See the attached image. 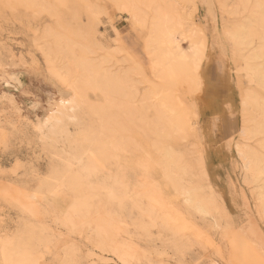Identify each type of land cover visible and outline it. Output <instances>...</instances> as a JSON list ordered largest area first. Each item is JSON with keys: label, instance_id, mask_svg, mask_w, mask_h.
<instances>
[{"label": "rangeland", "instance_id": "374dc122", "mask_svg": "<svg viewBox=\"0 0 264 264\" xmlns=\"http://www.w3.org/2000/svg\"><path fill=\"white\" fill-rule=\"evenodd\" d=\"M122 1L126 4L129 0L120 1L124 8ZM135 1H139V8L153 29L148 54L146 39L149 30L137 25L127 12L118 11L121 7L119 4L116 6L113 0H35L38 5L36 3L31 8L25 4L10 7L0 1V264H9L1 252L7 242L10 249L12 246L19 247L22 254L27 253L32 259L36 257L38 264H120L112 252L102 251L90 244L84 233H69L55 215V207L59 209L64 205L56 203L55 192L64 196L66 207L73 197L65 182L68 173L58 171V164L65 156L63 140L67 136L72 140L81 137L82 131L86 130L90 135L93 131L94 134L100 132L99 118L107 114L105 112L113 118L111 116L109 120L108 116H103L104 121L120 124V127L116 125V130L127 136L124 137L126 141L129 140L125 143L128 144L126 156L120 162L129 190H142L144 176L150 177L157 182L156 185H161L168 197L173 198L175 208L180 209L186 223L183 228L168 223L161 225L159 230H142L139 227L140 216L128 204L112 201L97 207L107 223L112 221L113 228L121 227L125 237L137 245L139 252L132 264H264V165L258 162H264V129L260 127L264 123V112L260 106L256 109V103L264 105V89L257 77L251 76L243 58L244 54L245 57L250 53V49L257 48L258 40L256 37L243 39L244 36L240 35V39L234 36L238 32V23L251 15L255 0H248L245 4L242 0ZM94 4L98 8L92 7ZM160 6L162 11L170 9L174 14L173 24L166 22L164 30L156 25ZM92 11L98 19L97 33L88 39L85 38L88 28H84L91 24ZM177 13L184 17L182 21ZM190 18L196 29L187 33V37H182L192 22ZM75 30L79 32L76 31V36L72 33ZM179 33L184 49H200L202 69L195 82H191L194 79L191 71L160 78L161 70L151 69V63H168L165 49L172 58H179L177 47L172 50L168 47L174 39L173 34ZM79 35L86 40L78 43ZM87 40L94 42L92 50ZM245 40H251V43L247 46ZM251 45L255 48H250ZM237 47H240V52ZM90 58L102 74L122 79L118 78L124 83L118 93L111 91L112 95L108 97L106 88L103 92L84 90L83 98L76 94L73 88L80 82L79 78L83 82L82 75L85 73L81 62L86 60V63ZM123 76H126V84ZM105 81L107 79L104 86L111 84ZM125 92L126 97L122 95ZM244 94L250 99L247 98L250 102L247 111ZM126 98H130L128 104ZM113 102L114 105L116 102L123 103L124 111L121 104L116 109ZM170 102L174 107L169 106ZM106 106L104 111L99 109ZM61 108L66 116L62 122L61 137L55 138L51 118H56ZM177 108L183 113L189 112L188 119L193 126L192 129L186 126L189 133L183 132V129L178 131L182 127L177 123L178 113L181 114ZM163 109L165 114L161 112ZM225 110L234 115L239 129L232 138L222 140L218 135L217 118ZM247 113L258 115L257 119L253 120ZM163 114L164 119L160 117ZM173 115L174 118H171ZM119 116L122 117L118 119ZM149 117L153 120L157 117L158 123ZM133 119L137 124L132 122ZM135 125L139 133L134 129ZM166 126L168 129L161 130ZM171 130L173 132L169 133ZM250 165L252 168L249 170ZM257 165L262 168L260 166L258 170ZM168 171L176 180L174 182L179 181L185 186L183 189L177 183L181 191L179 194L172 179L162 175ZM257 172L260 177L263 173V181L259 179V174H255ZM193 195L196 200H193ZM185 196L193 197L188 202ZM28 199H32V207L29 208ZM21 202H27V206L20 205Z\"/></svg>", "mask_w": 264, "mask_h": 264}, {"label": "bare ground", "instance_id": "6f19581e", "mask_svg": "<svg viewBox=\"0 0 264 264\" xmlns=\"http://www.w3.org/2000/svg\"><path fill=\"white\" fill-rule=\"evenodd\" d=\"M0 1H1L2 4H6V5L10 6V7L20 6L21 4H25V5H28L27 7L30 6V8H31V7L35 6L36 3L38 5V2H35V0H0ZM62 1L63 0H61V2ZM120 1L113 0V2L116 3V6H119L120 5L119 7H121V9H122V10L120 9L118 11L127 12L130 15V17L133 18V20L135 21V23L137 25H139L141 28H147L149 30V33H148V36H147V39H146V46H147V49H148L147 50L148 51L147 54H148L150 52V50H151L150 49L151 48L150 45L152 43V38H153V29L150 28V25L148 23L147 17L142 13V11L139 8L140 7L139 4H138L139 1H137L138 2L137 3L135 0H129L128 2L126 0L125 1V2H127L126 4L124 3V1H122L125 4L124 5V8H123V6H121ZM247 1L248 0H242V2L244 4ZM40 2L41 1H39V4H40ZM59 2H60V0H59ZM44 3L45 2L43 1L42 4L45 5ZM151 3L152 2H150V4ZM251 3L252 2L250 1V4ZM250 4H249L248 8L250 7ZM40 6H41V4H40ZM96 6L97 5L94 4V6H92V7H96ZM97 8H98V6H97ZM160 8H161V6L158 9H160ZM167 8H169V7H167ZM44 9H45V7H44ZM46 9H47V7H46ZM161 9H160V14H159V19L157 18L158 21H157V24L156 25H157V27L160 30H164L166 22H168L170 24L172 22V18L174 17L173 16L174 14H173V12L170 9H163V11ZM92 13L90 12L91 18L89 19V20H91V22H90L91 24L89 25V27L85 26V28H84V29H87L88 28L86 30L87 31L86 34H88V35H86L85 38L94 37L95 36L94 34L97 33L96 24H98V19L96 18V15L94 14L93 11H92ZM178 15L180 16L179 18L182 21V19L184 17L181 18V15L180 14H178ZM89 20H88V22H89ZM190 21H192L191 18H190ZM155 23H156V21H155ZM172 24H173V22H172ZM67 26H68V23H67ZM195 27H196L195 26V23L193 21L190 22L189 27L185 30V33L183 35H181V36L182 37H187L186 34L189 33V32H194V30L196 29ZM237 27H238V32L235 31V32H237L234 35L235 38H239V37H241L240 35H242V36H244L243 39L244 38H252V37L255 38L256 37L257 40H258V42L255 41L256 43H258L257 44L258 46H257L256 49H254V50L252 49V51L250 49V53L248 55H246L245 57H244L245 54L243 55V53H242V55H243V58L246 60L245 62H247V65H248L249 70H251V73H252L251 76H254V78L257 77L258 81L260 82L259 85L261 86V88L264 89V0H255L254 3L252 4V12H251V15L249 17H247L245 20H242L240 23H238V26ZM235 28H236V26H235ZM236 30H237V28H236ZM72 31H74V29ZM76 31L77 30H75V32H72V33L74 35L75 34L78 35L79 32L77 31L78 32V34H77ZM68 33L69 34H72L69 31H68ZM160 33H161V31H160ZM179 36H180V33L177 34V35L176 34H173V38L174 39L172 38L173 40L168 44L169 45L168 47H170L171 50L173 49V47H175V46L177 47V49L179 50V52H178L179 58H174V57L172 58L170 56V52L167 49H165L166 53H164V55L168 58V61H167L168 63L162 64L163 62L162 63L158 62V63H156V65L151 63V69L153 68L154 71L155 70H158V71L161 70V72H159L160 73L159 74V77L160 78H165L167 76H172L173 74L176 75L177 73H181L180 71H184V72H187V71L190 72L191 71L194 74V77H193L194 79H192L191 82H195L196 79H199V75H200V72H201V69H202V65H201V63H199V60H200V51L199 50L200 49L198 47L189 48V50L188 49L187 50L184 49L182 47V45H181V41L183 39L181 37H179ZM69 37L70 36H68V38ZM79 37L81 39V35H79ZM71 38H73V37H71ZM85 38L82 37L81 40L79 38L78 39L76 38V39H77L78 43H80L83 39L86 40ZM240 39H242V37ZM153 40H155V39H153ZM247 40H245L246 44L247 43L248 44L251 43L250 42L251 40L250 41H247ZM77 41H76V43H77ZM90 42H89V40H87V44L89 43V45L91 46L90 49L92 50V48H94V47H92V45L95 42V39H94V42L93 41L91 42V44H90ZM158 43L161 44L160 41ZM242 43L243 42H241L240 44H242ZM248 44H247V46H248ZM89 45H88V48H89ZM191 45L192 46H196L193 43H191ZM251 47H254V46L251 45L250 48ZM239 48L237 47V50ZM86 51H89V50L86 49ZM238 51L240 52V50H238ZM246 52L247 51H245V53ZM160 54L162 55V53H160ZM240 55H241V53H240ZM83 60H84V58H83ZM88 60H90V61H87L86 63H84L86 60L83 61V62H81V60H79L82 63L83 67L85 66V68H83L85 71L82 69V71H84L85 73H84V75H82L83 76V80H82L83 82H81V78H79V76H78V78H79V80H80L81 83L80 82L77 83L75 87L71 83L72 86L74 87L73 89H75V92H77L76 94L81 98L82 96L85 95V91H87V90L90 91L92 89L93 91L94 90H97V91L103 92V91H106V88H108L107 89L108 97L110 95H112V94H110L111 91H114L115 93H118V89H120V87L122 88V84H124L123 81H119L121 78L118 77L119 78V80H118V78H114L116 76H110L111 74L110 75H108V74L105 75V73L102 74L103 72L101 73L100 71L97 70L98 69V68H96L97 65H95L91 61V58L88 59ZM152 60L154 61V58ZM94 61H96V60L94 59ZM80 62H79V64H80ZM164 65H166V66L164 67ZM80 66H81V64H80ZM107 77H109V78H107ZM125 77L123 78L124 80H125ZM74 79H72V80L74 81ZM106 79H107V82L105 81V83H109L110 82L113 85L108 84V85H105L104 86L103 85L104 84V80H106ZM75 80L78 81L77 76H76V79ZM125 84H126V80H125ZM127 85H128V83H127ZM124 87L126 88L125 85H124ZM128 88H129V86H128ZM128 88H127V90H128ZM124 91H126V89ZM120 92H121V90H120ZM131 92H132V90H131ZM131 92H129V93H131ZM104 93L103 94L105 96L106 95V92H104ZM167 93H169V92H167ZM258 93H259V91H258ZM247 94H248V92H247ZM120 95L121 94L119 93V96ZM122 95L125 96V97L127 96L126 95V92H125V94H122ZM258 96L260 98V94ZM85 97H87V96H85ZM108 97H106V98H108ZM125 97H123V98H125ZM80 98H78V100ZM120 98H122V97H120ZM171 98H170V100H171ZM177 98L178 97L173 98L172 101H175ZM247 98H248V95L245 97V102H244V99H243V102L245 103L244 107L246 106L245 110L247 109V107H248L247 104H248V102L250 100L249 98H248L249 100H247ZM259 98H258V100L260 101L261 98L260 99ZM126 99H128L127 102H126V104H128L130 98H126ZM82 100H80L78 102H81ZM110 100H111V98H110ZM112 100H114V99H112ZM256 100H257V98H256ZM114 101H116V100H114ZM117 101H118V99H117ZM121 101H119V102H121ZM263 101L264 100H262V103H263ZM89 102L91 103V101H89ZM119 102H116L115 103V105L117 106V108L115 107L116 109H119L118 107L121 104V103L119 104ZM170 103L171 104H169V103L168 104H169V106L171 105L170 107H172L173 106L172 105V102H170ZM74 104H75V102H74ZM79 104L81 105V103H79ZM122 104H121V107H122V109L124 111V108L123 107H125V106L124 105L122 106ZM256 104H255L257 106L256 109L260 106V108H261L260 110H262L264 112V107H263L264 105L263 106L258 105V104H260V102L259 103H256ZM102 105H104V104L102 103ZM113 105H114V102H113ZM130 105H132V104L130 103ZM163 105H164V107H166L165 106V102L163 103ZM178 105H179V101H178ZM178 105L175 104V106L179 107ZM255 105H254V107H255ZM67 106H66V108H68ZM90 106H91V104H90ZM100 106H101V104L99 105V107ZM108 106H110L109 105V102H108ZM108 106L101 107L99 109H102V111H104V109L107 108ZM157 106H159V104ZM181 106L182 105H180V108L183 107V106L182 107ZM180 108L179 109L177 108L178 109L177 112H179V110H181ZM72 109H73V107L71 108V111H72ZM86 109H87V107H86ZM166 109H167V107H166ZM108 110H109V108L107 109V111ZM128 110H129V108H128ZM171 110H173V109H171ZM183 110H185L184 107H183ZM163 111H164V109L161 112L165 114L166 112H163ZM174 111H176V109ZM262 111L260 112L261 114H262ZM74 112H73V115H75ZM184 112H186V111H184ZM258 112L259 111H257V113ZM105 113H107V114H105V115L102 114L101 117L99 118V119L102 120V121L100 120L101 124L99 123L100 125L98 126V127H100L99 129H101L100 132L97 131L98 133L94 134V131L92 129L91 132L92 131L93 132H92V135H90V132H86L87 131L86 130L84 132L82 131V136L81 137H78V138L75 137L74 140H72V139H70V137L67 136L63 140L62 150H64L65 156H63V158H62V162L58 164V166H60V168H58V171L59 172H66V173H68L67 181H65V182H67V187H68L69 191L73 194V197H72L71 201L67 204V207H66V204H65L66 203L65 202L66 200H64V196H61L60 194H58V191L55 192V194H56V203L58 205L59 204H61V205L64 204L59 209L55 207V209H57L55 215H57V217H58L59 221L61 222V224L63 226H65L67 230H69V233L72 232L73 234H75V233L78 232V235H80V233L81 234L84 233V236L85 235L87 236L86 238H88L89 242H91L90 244H92L95 248L97 247L98 249H100L102 251L112 252L114 255H116L118 257V259L120 261V264H132L133 261L135 260L136 256H137V253L139 252V249H138L137 245L135 244V242L132 241V239L130 240V238L128 239V238L125 237L126 236L125 235V232H123V230L121 229V227H116V228L114 227L113 228V226L111 224L112 221L109 222L110 224L107 223L106 222V217L104 216L103 212H100L97 209V207L98 208L99 207H102V206H100L101 204L106 205V204H108V203H110L112 201H116V202L121 203V204H124V205H127L128 204L140 216L141 221L139 223V227L142 230H150L151 228H155V229L159 230L160 227H161V225H165V224H168V223L174 224L177 228L178 227H182L183 228L184 226H186V223H185L183 214L181 213L180 209L179 208L178 209L175 208L177 206H176L175 202L173 203V200H172L173 198L171 199L170 197H168L166 195L165 191L163 190V188L161 187V185L160 184H157L156 185L155 183H157V182L152 181L150 179V177H146V176H144L145 178L143 177L144 179L142 181L143 182V184H142V190L138 191V190L133 189V192H132L131 189H130L131 191L129 190V184H128L127 181H125V176H124V174L122 173V170H121L122 169L121 168L122 165H120L121 160L125 158L126 152H127V146H128V144H125V143L126 142L128 143L129 140L126 141V138H124L126 135L124 136L123 135L124 133L121 134V132H119V131L116 130V128H117L116 125L117 124L115 122L114 123L113 122L111 123V122H108V121L107 122L104 121V117L103 116H108V118L112 116V115H109L108 112H105ZM113 113H115V115H116V112H113ZM155 113H156V111H155ZM180 113L181 114L178 113V118L179 119L177 118L178 119V122L177 123H180V126L182 128L179 127L180 128L179 130H178L177 127H174V128L177 129L178 131H180L181 129H183L182 131L186 133V131H187L186 130V126L190 127V129H192L191 127H193L192 124L190 123V120L188 119L189 112L187 114V112L186 113H183L182 110H181ZM55 114H56V112H55ZM164 114L163 115H160V117L162 116L163 119H164ZM169 114H170V112H169ZM184 114L187 115V117ZM244 114H245V112H244ZM64 115L66 116V112H65L64 109L61 108V109H59V114H57V117L56 118L55 117H52L51 118V123H52V127H53L52 128L53 129L52 130V133L55 134V138L61 137L62 127H63L62 126V122H63V120L65 118ZM77 115H78V113H77ZM247 115L250 116V117L252 116L251 113L250 114L247 113ZM263 115L264 114H262V116ZM68 116L71 117L70 115H68ZM141 116H142V114H141ZM174 116L175 115H173V117L171 116V118H174ZM257 116L255 114H253L252 119L253 120H256L257 119ZM120 117H122V116H119L118 119ZM166 117H168V115ZM108 118H107V120H108ZM112 118H113V116H112ZM112 118H109V120L112 119ZM149 118H147V119L149 120ZM154 118H155V116L153 117V119ZM77 119H78V117L77 118H74L73 120H77ZM122 119H125V118H122ZM147 119H146V123L148 124V122L150 120L148 121ZM153 119H151V121ZM258 119H259V117H258ZM263 119H264V117H263ZM133 120L134 121H132V120L131 121L132 122H135L136 121L135 119H133ZM156 120H157V117H156ZM156 120H153V121L157 122ZM166 120H167V118L165 119V121ZM144 121L145 120H143V123H145ZM169 121H170V119H169ZM174 121H176V120H174ZM167 123L168 122L166 121V124ZM135 124H137V123L135 122ZM152 124H153V122H152ZM152 124H150V125H152ZM174 124H176V122ZM63 125H64V123H63ZM118 125H120V124H118ZM128 125H130V124H128ZM131 125L134 126V124H132V123H131ZM131 125L128 126V127H132ZM123 126H125V125H123ZM136 126L137 125H135V128L134 127L133 128L136 129ZM147 126L149 127V125H147ZM171 126H172V124H171ZM262 126H263V128H262ZM89 127H91V126H89ZM118 127H120V126H118ZM158 127H160V126H158ZM260 127L262 129H264V123L261 124ZM133 128H129L130 131L133 130ZM162 129H168V128L166 126V127H161V130ZM154 130L155 129H153V131ZM177 130H174V132L175 131L177 132ZM124 131H125V129H123V132ZM133 131L136 133L135 130H133ZM145 131H146V129H145ZM126 132H128V131H126ZM137 132L139 133L138 130H137ZM155 132H157V131H155ZM171 132H173V130H171L169 133H171ZM85 143H88V145H86ZM157 149H159V148H157ZM246 150H247V148H246ZM249 151H248V154H249ZM251 151H252V153H251ZM251 151H250V153L253 155V152L254 151L252 149H251ZM246 153H247V151H246ZM248 154H247V156H248ZM247 156H245V157H247ZM250 156L251 155L249 154V158H250ZM254 158H255V156H254ZM256 158H258V157H256ZM259 158H261V157H259ZM259 158H258V160H259ZM171 159H172V156H171ZM173 159H174V157H173ZM245 159H248V158H245ZM252 160L253 159H250V161H252ZM254 160H256V162H257V159H254ZM173 162H175V161H173ZM258 162H260L261 165H264V162L263 161H258ZM262 162H263V164H262ZM156 164H158V163H156ZM175 164H176V162H175ZM145 165H146V163H145ZM248 165H249V163H248ZM261 165H257L256 166L257 169L260 168ZM251 166L252 165H250L248 167L249 170H250V167ZM172 168H173V166L170 169H172ZM261 168H262V166H261ZM263 169H264V166H263ZM254 170L256 171V169H254ZM171 171H168L165 174L162 173V175H165L166 177H170L172 179L171 182H173L174 188H175L176 191H178L177 193L179 194L181 192V191L179 192V189L180 188L177 185V183L179 181L177 180L178 182H174L176 180H173L172 176H170V173L169 172H171ZM251 172L252 171H249V173H251ZM260 172H262V169L260 170ZM56 174H57V171H56ZM252 174H254V173H252ZM255 174H259V173L257 172ZM262 174L263 173H261V177H260V174H259V179L262 178ZM179 184H180V182H179ZM158 185H160V186H158ZM182 187H183V189L185 188V186H182ZM262 187L264 188V183H263ZM168 189L170 190L171 188H167V190ZM195 189H196V187H195ZM175 190H172V192L173 191L175 192ZM53 191H55V189ZM192 191H195V190L193 189ZM170 193H171V191H170ZM184 193H183V195H185ZM188 193H189V191H188ZM33 195H31V196H33ZM186 195H188V194H186ZM196 196H197V194H196ZM192 197H190V198L188 197L187 198L185 196V198H187L186 201L189 202L190 200H192L191 199ZM198 197H200V195ZM193 198H195V196ZM32 199H28L29 200L28 203L26 202L27 204H29L28 206L25 205L26 203L23 204L22 202H21L20 205L27 206L28 208L29 207H32V205H30V203H32V201H31ZM193 200H196V198L193 199ZM203 201H201V202L204 203ZM174 204H175V206H174ZM53 206H55V205H53ZM193 206H194V204H193ZM193 206H191V207H193ZM199 207H200V204H199ZM203 207H204V205H203ZM194 209H196V208H194ZM30 210L32 211V209H30ZM203 210H205V209H203ZM28 211H29V209H28ZM204 212H206V210ZM91 214H93V215L91 216ZM148 232H150V231H148ZM8 244H9V242H7L6 245L4 244L3 247H2V251H1L2 252V255L4 257V260H6V262H9V264H38L36 262L37 259H35L36 257L35 258L33 257L35 259L34 260L30 256L28 257V255H26L27 253L22 254V252H20V250L18 249L19 247H13L12 246V248L10 249V246ZM12 245H13V243H12ZM14 246H15V243H14ZM96 261H99V260H96Z\"/></svg>", "mask_w": 264, "mask_h": 264}, {"label": "crops", "instance_id": "0c3cea01", "mask_svg": "<svg viewBox=\"0 0 264 264\" xmlns=\"http://www.w3.org/2000/svg\"><path fill=\"white\" fill-rule=\"evenodd\" d=\"M217 121L219 128L218 135L222 140L230 139L237 134L236 131L239 129L238 124L234 115L230 111H222L217 118Z\"/></svg>", "mask_w": 264, "mask_h": 264}]
</instances>
